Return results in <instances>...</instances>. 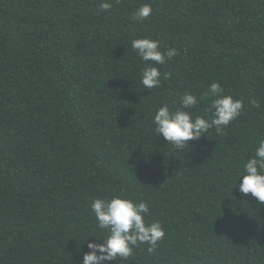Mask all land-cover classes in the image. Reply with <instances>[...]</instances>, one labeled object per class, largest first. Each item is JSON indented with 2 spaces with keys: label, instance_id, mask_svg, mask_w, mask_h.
I'll use <instances>...</instances> for the list:
<instances>
[{
  "label": "trees",
  "instance_id": "obj_1",
  "mask_svg": "<svg viewBox=\"0 0 264 264\" xmlns=\"http://www.w3.org/2000/svg\"><path fill=\"white\" fill-rule=\"evenodd\" d=\"M102 2L0 0V264H82L101 235L92 200L118 193L165 237L108 264H264V203L236 183L264 139V0ZM144 37L178 51L152 89L131 46ZM213 82L244 98L236 120L183 150L154 134L161 104Z\"/></svg>",
  "mask_w": 264,
  "mask_h": 264
},
{
  "label": "clouds",
  "instance_id": "obj_2",
  "mask_svg": "<svg viewBox=\"0 0 264 264\" xmlns=\"http://www.w3.org/2000/svg\"><path fill=\"white\" fill-rule=\"evenodd\" d=\"M100 7L107 12L111 10L112 3L103 0ZM152 11L150 4H142L132 19L142 22L150 17ZM131 46L145 64L140 74L141 83L148 89L158 87L162 74L156 65H162L177 56L178 51L173 47L162 50L159 40L147 37L133 39ZM205 97H211L209 107L203 115H195L191 109ZM250 103L258 106L255 100ZM243 104V97L237 99L225 94L224 88L213 82L202 96L185 92L179 98L178 107H172L168 102L161 104L152 117L153 131L158 137L162 136L167 145L183 150L189 148V141L198 140L211 128L220 134L241 115ZM237 181L241 196L250 193L259 203H264V139L258 141L253 155L238 170ZM90 211L95 216L101 235L94 236L95 241L88 242L89 251L83 253L82 264H108L114 260H127L132 256L134 248L140 245H147V251L152 253L165 237L162 223L147 219L150 213L147 201H136L118 193L95 198L91 202ZM101 240L103 243L98 242Z\"/></svg>",
  "mask_w": 264,
  "mask_h": 264
}]
</instances>
